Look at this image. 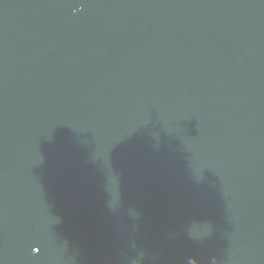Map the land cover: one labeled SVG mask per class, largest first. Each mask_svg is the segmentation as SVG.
Listing matches in <instances>:
<instances>
[{"label":"water","instance_id":"water-1","mask_svg":"<svg viewBox=\"0 0 264 264\" xmlns=\"http://www.w3.org/2000/svg\"><path fill=\"white\" fill-rule=\"evenodd\" d=\"M264 264V0H0V264Z\"/></svg>","mask_w":264,"mask_h":264},{"label":"trees","instance_id":"trees-1","mask_svg":"<svg viewBox=\"0 0 264 264\" xmlns=\"http://www.w3.org/2000/svg\"><path fill=\"white\" fill-rule=\"evenodd\" d=\"M120 264H133V263L127 260L125 257H121Z\"/></svg>","mask_w":264,"mask_h":264}]
</instances>
